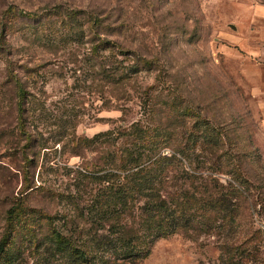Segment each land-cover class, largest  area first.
<instances>
[{"label":"rangeland","instance_id":"374dc122","mask_svg":"<svg viewBox=\"0 0 264 264\" xmlns=\"http://www.w3.org/2000/svg\"><path fill=\"white\" fill-rule=\"evenodd\" d=\"M121 117L176 156L216 138L193 149L228 192L216 225L146 229L136 200L117 214L104 144L82 138ZM239 232L264 264V0H0V264H225Z\"/></svg>","mask_w":264,"mask_h":264},{"label":"trees","instance_id":"16d2710c","mask_svg":"<svg viewBox=\"0 0 264 264\" xmlns=\"http://www.w3.org/2000/svg\"><path fill=\"white\" fill-rule=\"evenodd\" d=\"M131 65L121 69V75L117 78L122 79L128 75L127 71L132 72ZM113 73L112 69L106 71L109 78H113ZM147 129L137 122L127 123L121 117L119 122L110 128L82 138L89 143L99 138L104 144L99 170H102L100 181L103 191L109 197L106 201L116 208L118 214V209L125 207L127 200L129 203L136 200L140 203L136 208L142 214V223L138 224L146 229H168L174 232L181 227L200 229L216 225V217L224 216L228 210V192L213 176V169L210 168L213 162L205 157L198 160L193 153L196 145L199 149L205 147L206 151L211 152L216 145V138L206 136L198 141V135L187 136L186 142L179 150V156H176L175 153H167L163 149L165 138L150 134ZM214 155L222 156L219 153ZM177 164L185 165L187 169L183 167L179 173L169 174V167ZM85 176L93 177L90 170H85ZM112 177L116 179L111 181ZM181 181L187 182L190 189L181 188ZM172 184H177L178 189L167 190L166 187ZM230 193L233 195L234 190L231 189ZM200 195H203L199 204L202 211L195 219L194 211L188 212L185 206L199 200ZM211 212L213 215H210ZM249 239L245 232L236 234L235 239L222 249L224 263L252 264L253 245L249 244ZM73 251L77 257H85L80 247L74 246Z\"/></svg>","mask_w":264,"mask_h":264}]
</instances>
